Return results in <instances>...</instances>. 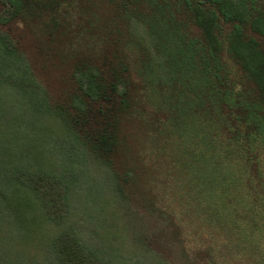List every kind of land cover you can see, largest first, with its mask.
Masks as SVG:
<instances>
[{
	"label": "trees",
	"instance_id": "16d2710c",
	"mask_svg": "<svg viewBox=\"0 0 264 264\" xmlns=\"http://www.w3.org/2000/svg\"><path fill=\"white\" fill-rule=\"evenodd\" d=\"M173 186L264 246V0H0V264H166Z\"/></svg>",
	"mask_w": 264,
	"mask_h": 264
},
{
	"label": "rangeland",
	"instance_id": "374dc122",
	"mask_svg": "<svg viewBox=\"0 0 264 264\" xmlns=\"http://www.w3.org/2000/svg\"><path fill=\"white\" fill-rule=\"evenodd\" d=\"M132 30L151 44L141 23L133 21ZM200 197L192 190L180 191L176 186L164 193L162 205L172 211L182 235L173 226L144 216L139 234L151 260L166 264H264V246L259 235L249 234L248 227L246 232L244 220L238 222L237 228L235 223L221 219Z\"/></svg>",
	"mask_w": 264,
	"mask_h": 264
}]
</instances>
